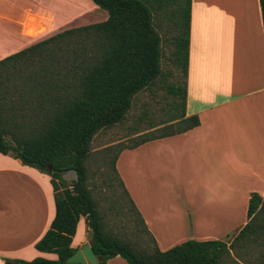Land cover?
<instances>
[{
  "label": "crops",
  "instance_id": "0c3cea01",
  "mask_svg": "<svg viewBox=\"0 0 264 264\" xmlns=\"http://www.w3.org/2000/svg\"><path fill=\"white\" fill-rule=\"evenodd\" d=\"M107 16L92 0H0V23L15 30L14 47L0 56ZM165 20L161 27L169 28ZM185 114L196 115L199 124L122 148L115 160L161 250L187 239L231 238L248 220L250 194L264 200L259 0H191ZM53 194L48 174L0 152V264L57 257L35 247L55 215ZM88 235L81 215L71 246L90 242ZM119 258L106 264H126Z\"/></svg>",
  "mask_w": 264,
  "mask_h": 264
},
{
  "label": "trees",
  "instance_id": "16d2710c",
  "mask_svg": "<svg viewBox=\"0 0 264 264\" xmlns=\"http://www.w3.org/2000/svg\"><path fill=\"white\" fill-rule=\"evenodd\" d=\"M107 11L100 22L72 27L37 40L0 58V152L50 176L55 215L35 243L55 259H9L4 264H66L79 217L85 216L98 264L120 256L126 264H264V200L249 196L247 222L225 239H187L158 248L115 167L122 148L180 133L199 124L185 114L191 0H92ZM170 7L168 8V6ZM175 5V6H174ZM264 31V0H259ZM168 18L171 60L183 80L166 84L174 100L170 122L158 133L119 147L112 159L115 176L147 240L107 227L84 162L93 136L119 123L134 95L162 76V35L156 18ZM75 172L67 183L63 174ZM80 264V263H72Z\"/></svg>",
  "mask_w": 264,
  "mask_h": 264
},
{
  "label": "rangeland",
  "instance_id": "374dc122",
  "mask_svg": "<svg viewBox=\"0 0 264 264\" xmlns=\"http://www.w3.org/2000/svg\"><path fill=\"white\" fill-rule=\"evenodd\" d=\"M175 6V5H174ZM156 18V26L162 35V58L160 76L156 83L137 92L132 98L131 106L125 117L119 123L98 131L90 143V151L86 158L87 185L93 190V195L99 203L107 227L122 237H131L136 231L140 232L142 239L147 240L142 227L137 224L136 216L131 210L127 198L122 192L115 172L112 159L119 147L132 145L144 135L158 133L162 125L170 122V114L174 107V100L166 90V84L179 82L183 77L171 60V35L169 28L161 27V20ZM14 31L0 23V55L7 53L14 46ZM29 34H33L31 31ZM44 38V37H43ZM42 39V38H40ZM38 39V40H40ZM2 57V56H0ZM67 183L75 179V172L70 170L63 174ZM90 239V233L88 235ZM125 262L123 258L118 259Z\"/></svg>",
  "mask_w": 264,
  "mask_h": 264
},
{
  "label": "water",
  "instance_id": "95a60500",
  "mask_svg": "<svg viewBox=\"0 0 264 264\" xmlns=\"http://www.w3.org/2000/svg\"><path fill=\"white\" fill-rule=\"evenodd\" d=\"M98 260L90 242L86 241L78 246L71 255L66 257L64 263L98 264Z\"/></svg>",
  "mask_w": 264,
  "mask_h": 264
}]
</instances>
